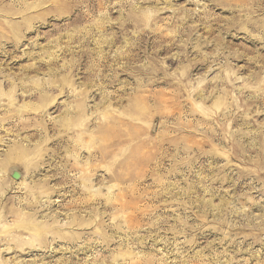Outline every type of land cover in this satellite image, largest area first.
<instances>
[{
	"label": "rangeland",
	"instance_id": "obj_1",
	"mask_svg": "<svg viewBox=\"0 0 264 264\" xmlns=\"http://www.w3.org/2000/svg\"><path fill=\"white\" fill-rule=\"evenodd\" d=\"M0 264H264V0H0Z\"/></svg>",
	"mask_w": 264,
	"mask_h": 264
}]
</instances>
